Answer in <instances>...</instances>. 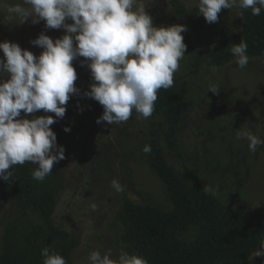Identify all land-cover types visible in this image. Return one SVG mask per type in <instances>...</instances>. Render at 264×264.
Here are the masks:
<instances>
[{"label":"rangeland","instance_id":"obj_1","mask_svg":"<svg viewBox=\"0 0 264 264\" xmlns=\"http://www.w3.org/2000/svg\"><path fill=\"white\" fill-rule=\"evenodd\" d=\"M198 3L199 0H180L187 34H181L185 56L174 73L182 115L179 148L185 165L196 172L209 192L222 204L247 211L264 205V147L250 152L247 143L237 139V133L247 124L254 135L264 140V57L249 58L244 69L236 65V58L223 67L208 66L207 51L217 48L223 28L240 32L243 12L238 8L222 9L218 21L208 24L198 14ZM9 4L30 7L23 0H0V42L16 43L22 50L39 56L43 49L30 41L41 33L53 41L66 34L63 29L46 30L44 21L32 23L29 19L20 23L6 10ZM142 7L155 27L178 24L170 0H137L133 10ZM83 59L72 62L78 77L74 84L80 94L70 97L65 116L50 126L58 146L65 149V158L52 169V174L60 179L52 219L57 228L80 241L72 252L73 264H89L93 251L103 256L111 250V258H118L122 251V226L117 214L125 199L170 209L168 192L146 160L145 145L160 146L168 163L182 170V163L172 157L164 143L167 124L162 115L144 119L133 111L129 120L120 124L95 123L103 108L83 97L92 83L90 71L81 66ZM6 79V74H0V82ZM213 86L218 89L217 94L209 92ZM32 115L55 119L54 114L43 111ZM66 127L69 132L64 131ZM113 179L119 180L124 191L117 193L111 187ZM6 192L0 180V254L9 224L18 220L28 226L41 223L36 214L22 212ZM92 204L95 210L90 207ZM254 258L252 255L250 264H256Z\"/></svg>","mask_w":264,"mask_h":264},{"label":"clouds","instance_id":"obj_2","mask_svg":"<svg viewBox=\"0 0 264 264\" xmlns=\"http://www.w3.org/2000/svg\"><path fill=\"white\" fill-rule=\"evenodd\" d=\"M7 5L6 10L18 17L20 23L44 21L45 29H63L66 34L53 41L41 33L30 41L43 49L39 56L12 42H0V74L7 79L0 82V180L9 181L15 165L31 162L32 178L43 181L52 173L53 166L65 158V149L58 146L57 136L50 126L65 116L66 104L71 96L79 95L75 86L77 73L72 62L80 63L90 71L92 83L83 97L96 101L103 114L97 125L126 122L133 111L138 118L152 116L160 89H169L174 73L184 58L186 45L183 25L155 27L145 9L133 10L137 0H23ZM251 9L258 16L264 9V0H199L198 14L206 23L218 21L222 9ZM71 21L72 23H67ZM243 40L232 45L230 51L240 69L246 68L249 57ZM209 92L217 94L213 86ZM38 111L53 116L34 117ZM24 114L22 117L21 114ZM32 117V118H28ZM69 132L70 128H64ZM237 139L247 143L250 152L264 147V140L254 135L245 124ZM145 145L143 152L151 153ZM111 187L124 191L119 180ZM90 207L95 210V205ZM43 264H66L59 254L41 249ZM108 250L102 256L93 251L89 264H148L135 254L121 251L112 259ZM253 257H264V244L254 251Z\"/></svg>","mask_w":264,"mask_h":264},{"label":"trees","instance_id":"obj_3","mask_svg":"<svg viewBox=\"0 0 264 264\" xmlns=\"http://www.w3.org/2000/svg\"><path fill=\"white\" fill-rule=\"evenodd\" d=\"M170 3L175 21L187 28L180 0ZM242 12L240 32L229 27L221 30L217 48L207 51L208 66L219 68L232 62L235 57L230 49L241 40L248 45L249 58L264 57V9L258 16L252 15L251 9ZM175 87L173 83L157 92L152 116L164 117V143L172 157L182 163V170L172 167L156 144L146 159L168 192L171 206L164 210L125 199L117 214L122 226L121 250L146 259L148 264H250L254 251L264 244V205L241 211L222 204L185 165L178 141L181 103ZM33 170L31 162L15 165L10 169L13 178L3 182L19 209L36 214L41 223L28 226L18 220L9 224L2 237L0 264H43L40 252L44 247L61 255L66 264H73L72 252L80 241L57 228L52 219L60 179L51 173L36 181ZM254 260L264 264V257Z\"/></svg>","mask_w":264,"mask_h":264}]
</instances>
